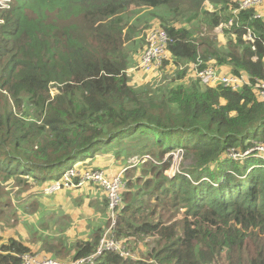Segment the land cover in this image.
Returning <instances> with one entry per match:
<instances>
[{
  "label": "trees",
  "instance_id": "1",
  "mask_svg": "<svg viewBox=\"0 0 264 264\" xmlns=\"http://www.w3.org/2000/svg\"><path fill=\"white\" fill-rule=\"evenodd\" d=\"M11 1L0 11V181L58 182L76 160L83 170L119 171L113 235L128 256L106 252L93 264H264V161L229 157L232 148L264 144V100L252 89L264 80V18L255 9L234 15L237 0ZM151 26L166 32L169 60L155 77L161 86L152 78L136 86L128 71L140 66L139 37ZM248 30L253 45L243 39ZM198 61L245 74L249 84L204 86ZM173 150L191 164L169 178L171 160L162 157ZM135 157L142 159L133 164ZM102 234L40 245L73 262L91 256ZM1 240L0 264H20L30 251Z\"/></svg>",
  "mask_w": 264,
  "mask_h": 264
},
{
  "label": "rangeland",
  "instance_id": "2",
  "mask_svg": "<svg viewBox=\"0 0 264 264\" xmlns=\"http://www.w3.org/2000/svg\"><path fill=\"white\" fill-rule=\"evenodd\" d=\"M15 1H18V0H15ZM0 4L1 5L3 4L1 0H0ZM10 5H11V1H10ZM205 5L208 8L210 7L208 3H206ZM3 8H4L3 6H0V11L3 10ZM9 9L10 8L5 9L4 11H7ZM256 11H260L263 14L264 7L262 6L260 8H257L255 9V12ZM263 18L264 16L262 17V19ZM0 22H1L0 25H2L3 20L1 19V16H0ZM154 27L156 26H151L145 31H143L142 35L139 38H142V40L145 41V36H146L147 31ZM218 29L223 30L222 25H220L219 27L215 29L216 34H220ZM217 36H221V35H217ZM140 54L141 53L137 52V54L134 56V58L136 57L135 59H133L134 63L136 61L138 62L139 57L141 61V57L143 54L141 56ZM216 68L218 69L221 75L232 76L231 73H229V70H227V68H223V67H216ZM139 73H141L139 70V67L138 69L134 68L128 71V74L130 75V78L132 79V80L130 79V82H132L131 84L139 86V85H143L146 82L150 81L151 78H148L150 77V75L146 77V75H144L143 73H141L143 75L141 79L139 80L138 79V76L140 75ZM155 75H157L158 77L157 71L155 74H153V76ZM161 81H163V79L152 78L148 84L159 87L163 83V82L161 83ZM167 82L168 81H166V83ZM57 93H58V90L55 87L51 88L50 94L52 97ZM124 144L125 142L122 143V145ZM261 146L264 147V144H261ZM133 151L134 149L131 150L129 157L131 156ZM246 151L247 149L240 151V150H235L234 148H232L230 149L229 153L231 156H234L235 158L240 159V156L243 157L249 152V150L247 152ZM182 155H183L182 150H176V151L173 150V151L165 153L164 156L162 157V162H167L168 160H171V165L165 172V174L169 178L175 177L177 174H181L182 168H186L191 164V161L184 159ZM249 156H253L255 158H259L261 156V160L264 161V153H261V155L260 154L255 155L254 153H252L250 155H247L246 157H249ZM142 157H144L145 159L149 161L156 162V160L153 159L149 155H144ZM142 157H138V158L142 159ZM104 158L107 159V158H112V157L110 155L109 156L105 155ZM138 158L135 157L132 160L130 158L129 161H131L133 164H137L141 160ZM126 160L125 162L124 160L119 162L118 167L121 168L122 166H124L125 163L128 161ZM134 160H137V162H135ZM232 160L239 161V160H234V159ZM85 161L89 163V162H92L93 159L89 160V158H86ZM110 161H113V160L110 159L106 161V163L103 164V166L105 167L106 165H109ZM69 166L77 167L76 169L78 171H82L83 167H87L85 163L84 164L81 163L80 160L71 161L69 163ZM53 175H55V172L53 173ZM108 177H112V176H108ZM18 181L19 180H16V179L10 180L7 182L0 181V192H2L1 197H3L1 199L2 201H9V205L3 208V216H5V219L0 217V238H2L1 241L3 244H5L8 240H16V241L23 242L24 245L30 249V251L23 253L21 255V258L27 255L33 258L35 261H37L40 264H43L44 261H52V262H56L59 264L68 263L70 262L69 260H71L70 255H65L62 258L60 257V255H58L59 257H56L52 254L47 253L41 248V245H40V242H42L41 239L48 236V238H50L51 241L55 242V244L58 247L59 246L65 247V244L74 245L76 241H79V239L85 240L86 238H90L92 233L96 230V228H102V232H104L103 230H105L106 228L108 229L110 225V221L108 218V214L110 216L108 205H107L106 214L103 217L104 221L98 218L99 223L98 224L94 223L95 221L97 222V218L94 217V219H92V217H90L89 208L85 207L87 200H83L84 199L83 195L85 194V191L83 190H63V191L60 190V192H57L47 198L45 195L42 194V189L45 185L41 184V186H37V185L32 186L30 183L27 185H24L25 181L24 183H19ZM47 182H50L49 183L50 185L53 183V180H48ZM49 185H46V186H49ZM94 186H92L90 189L92 188L95 189L97 187V189L99 188V190H102L100 186H97V185H94ZM35 192H37L36 195H34ZM98 194H99L100 200H97V202L94 201L95 203H93V206H92L95 212L98 211V208L100 205L102 209V204H104L103 201L106 199L105 198L106 194H103V193H98ZM71 195L74 197H71L69 199V203L66 205V202L64 201V199L67 198L68 196L70 197ZM78 195H80L81 198L77 197ZM74 198L76 199L74 200ZM40 200H45V204H43V202H41ZM73 201H76V203H74ZM27 203H31L29 208L25 206ZM24 206L28 208V209H25L27 213L18 214L17 212L21 211V209ZM57 219L58 220L60 219V221H57ZM70 220H72V222H70ZM76 220H77V223H75ZM105 222H108L107 227H106ZM94 224H96V226ZM101 238H102V235H101ZM101 238H99V241L101 240ZM62 240H64L65 243H62Z\"/></svg>",
  "mask_w": 264,
  "mask_h": 264
},
{
  "label": "built area",
  "instance_id": "3",
  "mask_svg": "<svg viewBox=\"0 0 264 264\" xmlns=\"http://www.w3.org/2000/svg\"><path fill=\"white\" fill-rule=\"evenodd\" d=\"M1 1L3 4H0V6H3V9H7L10 5L11 0ZM262 6L264 7V0H237V8L232 13L236 15L239 13V11L257 9ZM262 17L263 14L260 11H256L254 18L262 19ZM231 25L232 21H229L227 26L230 27ZM243 39L246 42L251 43L252 45L254 43V37L251 35L250 30L247 31ZM169 41L170 40L166 32L161 28L154 27L147 31L145 36L146 49L142 55L139 66L141 73H143L144 75L156 73V71H158V69L162 65L163 61L169 59L167 53ZM253 61H256V58H253ZM262 61L264 62V59ZM194 67L196 77L204 86L212 88L222 86L233 91H237L244 85L249 84V77L245 75H241L240 77H235L233 75L223 76L220 74L216 67L210 65L200 69L201 61H198L194 65ZM252 89L254 90V93L259 100H264V80H256L252 85ZM252 153L261 155V153H264V147L261 146V144H255L251 149H249V152L246 155H244L243 157L240 156V159L231 156L230 153L229 157L234 160H242L247 155H250ZM134 161L137 162V160ZM76 168L77 167L69 168L63 173L62 179L60 181L54 182L45 187L44 194L52 195L64 189H80L89 184L100 186V188H102V191L106 194V198L108 200V210L110 213V216L108 214V218L110 221V225L108 229L106 228L104 230L102 238L99 241L95 252H93L91 256L64 264H93L99 256L106 252L118 253L121 256H128V253H126L124 247L119 241L114 239L113 235L116 224L117 211L122 202L121 196L124 189V183L122 182L121 173H118L117 175L112 177H108L103 171H78ZM20 260V264H40L27 255L23 256ZM43 264L59 263L44 261Z\"/></svg>",
  "mask_w": 264,
  "mask_h": 264
},
{
  "label": "crops",
  "instance_id": "4",
  "mask_svg": "<svg viewBox=\"0 0 264 264\" xmlns=\"http://www.w3.org/2000/svg\"><path fill=\"white\" fill-rule=\"evenodd\" d=\"M219 30V32H220V34H217V35H222V33H223V30H220V29H218ZM214 33L216 34V30H214ZM167 60H169V59H167ZM140 74V73H139ZM153 74H155V73H153ZM153 74L152 73H150V74H148V75H146V77L147 76H149L150 75V77H148V78H155L157 75H155V76H153ZM227 74H229V73H227ZM159 75V74H158ZM141 77H142V74H140L139 76H138V79L140 80L141 79ZM149 82V81H148ZM111 166V165H110ZM115 168H112V166L111 167H109V168H106V170H104V171H106V175L107 176H114L116 173H118V172H115ZM49 183L50 182H47L46 184H45V186L43 187V189H42V194L43 195H45L47 198L48 197H50V196H52V195H46V194H44V188L45 187H47L46 185H49ZM54 183V182H53ZM42 185H44V184H42ZM92 186H94V185H92V184H89V185H86V186H84V187H82V188H80V189H71V190H83V191H85V194L83 195L84 196V199L83 200H87L86 201V204H85V207L86 208H89V213H90V217H92V219H94V217H96L97 218V222L95 221L94 223H99V221H98V218L100 219V220H103L104 221V215L106 214V212L104 213V210H103V204H102V209H101V205L99 206V208H98V211L97 212H95L94 211V209L92 208V206H93V203H95V202H97V200H100V198H99V194L98 193H103V194H105L102 190H99V188L97 189V187L95 188V189H90ZM88 187V188H87ZM95 187V186H94ZM64 190H69V189H64ZM63 191V190H62ZM60 192V191H59ZM57 193V192H56ZM34 194V193H33ZM37 194V192H35V194L34 195H36ZM55 194V193H54ZM71 197H74V196H68L67 198H65L64 199V201L66 202V205L69 203V199L71 198ZM77 197H79V198H81V196L80 195H78ZM78 198V199H79ZM76 198H74V200H75ZM41 202H43V204H45V200H40ZM95 201V202H94ZM7 202H9V201H7ZM74 203H76V201H73ZM30 205H31V203H27L25 206L26 207H30ZM23 207L22 209H21V211H19V212H17L18 214H25V213H27V211H25V209H28V208H26V207ZM65 208H66V206H65ZM91 208H92V210H91ZM72 210V209H71ZM11 214V213H10ZM64 217H66V216H64ZM64 217H62V218H64ZM62 218H60V219H62ZM95 218V219H96ZM60 219L58 220L57 219V221H60ZM70 222H72V220H70ZM73 222H74V220H73ZM75 223H77V220L75 221ZM73 225V224H72ZM95 226H96V224H94ZM105 228V227H104ZM103 228V229H104ZM96 229H101L102 230V228H96ZM59 236V235H58ZM45 238H48V236L47 237H45ZM45 238H42L41 240H43V239H45ZM2 239V238H1ZM50 239V238H49ZM54 240V239H53Z\"/></svg>",
  "mask_w": 264,
  "mask_h": 264
},
{
  "label": "clouds",
  "instance_id": "5",
  "mask_svg": "<svg viewBox=\"0 0 264 264\" xmlns=\"http://www.w3.org/2000/svg\"><path fill=\"white\" fill-rule=\"evenodd\" d=\"M11 3H12V1H11Z\"/></svg>",
  "mask_w": 264,
  "mask_h": 264
}]
</instances>
